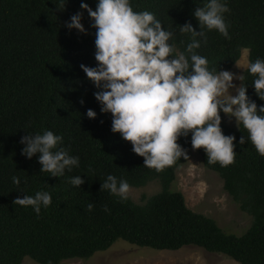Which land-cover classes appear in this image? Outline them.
Wrapping results in <instances>:
<instances>
[{"label":"trees","instance_id":"trees-1","mask_svg":"<svg viewBox=\"0 0 264 264\" xmlns=\"http://www.w3.org/2000/svg\"><path fill=\"white\" fill-rule=\"evenodd\" d=\"M81 2L66 0L59 9L60 0H0V264H21L25 257L39 264L85 260L118 240L156 250L192 245L239 264H264V156L250 140L238 143L242 135L248 137L247 130L242 124L240 129L227 126L221 112L224 134L236 137L235 161L227 167L209 164L203 148L195 149L204 166L223 180L226 193L251 217L249 227L238 235L187 207L183 194L172 189L176 170L186 159L157 172L143 165V157L132 151L129 141L111 131V114L100 113L93 95L97 89L80 68L97 63L95 29ZM83 2L95 10L97 0ZM204 2L131 0L134 11L153 12L175 33L177 52L191 41L190 34L180 32V25L191 22L199 31L192 12ZM226 3L230 39L216 30H205L206 43L197 38L201 47L195 51L207 57L210 69L230 70L243 49L248 50V61L264 59V0ZM77 11L83 12L88 34L65 26ZM242 75L247 94L258 106L264 104L251 85L255 76L247 69ZM88 108L97 112L95 119L86 116ZM44 130L63 137L69 154L79 156V167L52 177L40 172L38 154L31 159L21 154V136ZM190 139L189 134L178 140L188 155L193 150ZM108 174L135 188L158 179L161 189L152 196L142 195L140 203L130 197L121 201L100 189ZM77 175L85 180L80 187L69 182ZM13 176L21 178L19 186ZM41 190L51 193L52 204L42 206L39 216L31 206L13 204L17 196H34ZM89 203L94 205L92 211L87 210Z\"/></svg>","mask_w":264,"mask_h":264},{"label":"clouds","instance_id":"clouds-1","mask_svg":"<svg viewBox=\"0 0 264 264\" xmlns=\"http://www.w3.org/2000/svg\"><path fill=\"white\" fill-rule=\"evenodd\" d=\"M65 4L66 0H60L59 9ZM80 8L87 11L90 27L95 29L97 62L95 66L81 64L80 68L97 89L93 95L100 113L111 114V131L131 143L132 151L143 157L145 167L161 172L181 157L188 159L187 150L178 140L189 134L192 149L203 148L209 164L219 162L227 167L234 163L236 137L224 134L221 112L234 117L238 129L242 124L247 130L248 137L242 135L238 143L244 145L250 140L258 154L264 156V104L258 106L247 94L243 75L210 69L207 57L195 51L201 47L198 37L207 42L205 30H216L230 39L224 16L230 11L226 0H205L203 6L193 10L199 31L191 22L180 25V32L191 36L180 52L174 42L175 33L165 28L153 12L134 11L131 0H97L95 10L82 0ZM82 19L83 12L77 11L65 26L88 34ZM246 67L255 76L251 85L256 96L264 101V59L248 61ZM234 78L241 83L234 84ZM86 116L95 119L97 112L88 108ZM19 142L26 158L38 154L40 172L60 178L66 170L79 167V156L70 155L63 146V137L51 130L27 132ZM12 180L17 186L21 184L20 177L13 176ZM69 182L80 187L85 180L77 175ZM129 188L126 179L112 174L100 185L101 190L121 201L129 197ZM13 204L31 206L39 216L42 206L52 204V196L41 190L34 196H17ZM93 207L89 203L87 210L92 211ZM104 211H109L107 205Z\"/></svg>","mask_w":264,"mask_h":264},{"label":"rangeland","instance_id":"rangeland-1","mask_svg":"<svg viewBox=\"0 0 264 264\" xmlns=\"http://www.w3.org/2000/svg\"><path fill=\"white\" fill-rule=\"evenodd\" d=\"M248 50L243 49L241 57L229 70L237 75L247 69ZM233 83L241 82L234 78ZM235 94V93H233ZM227 126L237 128L235 118L224 116ZM157 180L145 187H130L128 196L142 202V195L152 196L160 191ZM172 189L180 191L187 207L195 212L214 218L225 231L242 234L251 223L248 214L241 211L238 204L225 192L222 179L202 163L200 155L192 150L188 159L176 170V180ZM21 264H39L25 257ZM59 264H239L221 253L208 252L197 246H184L177 250H156L140 247L124 240H118L108 249L96 252L88 259L63 260Z\"/></svg>","mask_w":264,"mask_h":264}]
</instances>
